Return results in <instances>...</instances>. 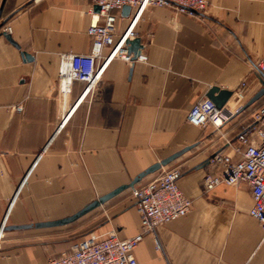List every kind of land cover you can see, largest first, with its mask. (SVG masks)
<instances>
[{
	"label": "crops",
	"instance_id": "obj_1",
	"mask_svg": "<svg viewBox=\"0 0 264 264\" xmlns=\"http://www.w3.org/2000/svg\"><path fill=\"white\" fill-rule=\"evenodd\" d=\"M207 1L202 13L176 5L116 11L118 36L102 50L100 81L90 89L74 81L68 92L60 81L61 57L94 51L87 31L97 6L0 0V229L22 227L0 231V264H48L91 232L115 231L122 239L139 234L134 188L74 222L36 225L73 216L187 147L162 169L182 171L177 183L192 209L144 235L135 249L138 264H264L249 186L207 190L206 179L219 170L206 161L223 139L188 121L214 87L232 92L225 105L232 109L262 89L256 64L264 60V0ZM130 29L135 34L128 41L140 40L146 61L111 56ZM248 108L222 129L229 138L242 130Z\"/></svg>",
	"mask_w": 264,
	"mask_h": 264
},
{
	"label": "built area",
	"instance_id": "obj_2",
	"mask_svg": "<svg viewBox=\"0 0 264 264\" xmlns=\"http://www.w3.org/2000/svg\"><path fill=\"white\" fill-rule=\"evenodd\" d=\"M99 6L97 18L88 28L87 34L94 43L91 54H64L61 57L60 81L63 91H71L74 81L88 84V89L97 85L103 67L98 61L103 58L102 50L114 45L117 33L116 11L125 5L135 8L148 6L176 5L181 11L190 13L206 12L207 0H91ZM132 29L120 36V43L114 47L112 57H120L132 62L127 51V40L134 38ZM138 60L146 61L143 55ZM257 71L264 77V60L256 64ZM67 82L68 88H64ZM244 87V84L242 85ZM238 100L245 98L244 92L236 91ZM23 108L18 107L21 111ZM242 130L229 138L222 129L237 114L246 111L240 106L236 109L218 108L211 100L203 99L191 108L188 121L201 128H213L222 137L220 146L209 156L207 165L219 170V174L206 179L207 190L224 183L235 185L245 183L249 186L253 205L250 214L260 224L264 240V98L252 104ZM182 171L177 168L162 169L161 172L145 183H139L132 190L135 206L141 216V231L132 238L122 239L115 231L105 233L91 232L77 240L69 253L52 258L48 264H138L135 249L144 235L168 222L187 215L193 201L186 197L178 186Z\"/></svg>",
	"mask_w": 264,
	"mask_h": 264
},
{
	"label": "water",
	"instance_id": "obj_3",
	"mask_svg": "<svg viewBox=\"0 0 264 264\" xmlns=\"http://www.w3.org/2000/svg\"><path fill=\"white\" fill-rule=\"evenodd\" d=\"M130 10V6L125 5L123 7V11L124 12H128ZM97 11H100V7L97 6ZM7 38L16 45V43L13 41V39L11 38L10 35H7ZM127 51L129 54H131L133 56V60H136L137 57L140 54V50L142 48L141 42L140 40H127ZM26 57L28 59H31V57L26 54ZM232 92L230 91H226V90H221L217 87H214L210 90V92L208 93V99L211 100L218 108H223L226 103L230 100V98L232 97ZM262 97H264V79H263V87L262 89L244 106V109L248 108L249 106H251L252 104H254L255 102H257L258 100H260ZM192 147H187L186 149L175 153L173 155H171L170 157H167L166 159H163L162 161L152 165L151 167L147 168L145 171H143L142 173H140L137 177H135L130 184L128 185H123L121 187H119L118 189H115L114 191H112L111 193L100 197L99 199H97L96 201L92 202L91 204L87 205L85 208H83L81 211H79L78 213L74 214L73 216L66 218L64 220L61 221H55V222H47V223H40L38 225H36L37 227H53V226H61V225H65L71 222H74L76 220H78L79 218L83 217L84 215L88 214L89 212L95 210L96 208L102 206L103 204H105L106 202H108L109 200H111L112 198H114L115 196H117L118 194H120L121 192H123L126 189L129 188H134L139 182H141L146 176L156 173L157 171L161 170L164 166L169 165L172 161H174L175 159L179 158L180 156H182L185 152L189 151ZM12 228L14 229H18V228H22V227H2L0 229V231L5 230H11Z\"/></svg>",
	"mask_w": 264,
	"mask_h": 264
},
{
	"label": "rangeland",
	"instance_id": "obj_4",
	"mask_svg": "<svg viewBox=\"0 0 264 264\" xmlns=\"http://www.w3.org/2000/svg\"><path fill=\"white\" fill-rule=\"evenodd\" d=\"M264 98V97H263ZM262 98V99H263ZM131 196L133 197V194L131 193ZM134 198V197H133ZM106 218H107V216H108V214L106 213V212H104V214H103Z\"/></svg>",
	"mask_w": 264,
	"mask_h": 264
},
{
	"label": "bare ground",
	"instance_id": "obj_5",
	"mask_svg": "<svg viewBox=\"0 0 264 264\" xmlns=\"http://www.w3.org/2000/svg\"><path fill=\"white\" fill-rule=\"evenodd\" d=\"M64 88H65V89L68 88V86H67V82H66V81H65V83H64Z\"/></svg>",
	"mask_w": 264,
	"mask_h": 264
}]
</instances>
